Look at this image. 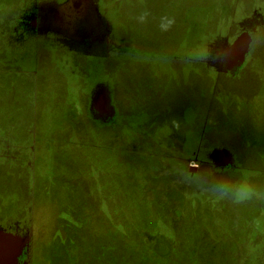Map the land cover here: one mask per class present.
<instances>
[{"label":"rangeland","instance_id":"1","mask_svg":"<svg viewBox=\"0 0 264 264\" xmlns=\"http://www.w3.org/2000/svg\"><path fill=\"white\" fill-rule=\"evenodd\" d=\"M96 1L101 2L100 15L92 0V19L87 16L73 25L60 18L61 12L51 21L52 7L61 0H0V100L12 80L22 79L28 86L35 82L37 131L45 128V136L33 135L40 141L50 138L53 153L68 152L69 175L54 172L55 184L69 188L68 180L76 179L71 192L81 190L92 210L83 211L80 199L81 212L70 223L59 208L64 195L49 194L44 214L23 219L31 230L15 231L29 245H19L0 264H264V220L262 229L248 223L250 216L256 222L255 214L250 215L253 201L263 205L264 214V146L256 147L255 141L249 145L245 155L254 157L249 167L234 157L233 167L219 168L210 158L213 149L245 150L247 145L235 149L229 142L230 117L238 115L240 102L253 103L249 114L242 115L247 118L242 124L245 139L264 138V0H134L131 6L132 0ZM37 6L49 10H44L45 31L37 22ZM58 22L75 31L81 28L82 36L66 42L55 33ZM106 24L116 34L108 37ZM32 27L35 33L28 29ZM243 33L250 36L245 58L228 69L224 51ZM178 38L184 44L181 56L189 62L203 64L212 58V47L216 49L218 74L204 64L183 69L179 54L173 62L178 69L163 68L173 60L167 43ZM85 40L91 42L78 46ZM116 61L131 63L125 71L153 67L143 77L152 84V102L130 95L129 104L118 102L123 110L116 111ZM134 78L140 79V73ZM122 86L130 92L129 80ZM94 93L103 95L105 106L111 103L112 116L91 115ZM185 112L188 117L194 112L199 125H188ZM220 120L221 126L216 124ZM145 142L153 148L144 150ZM44 149L47 153V143ZM119 151L121 164H116ZM40 160L44 167H38L37 175L52 177L48 156ZM118 179L123 190L118 195L129 205L122 214L116 207ZM241 185L252 189L246 203L232 194ZM43 198L37 195V200ZM253 244H259L257 251Z\"/></svg>","mask_w":264,"mask_h":264},{"label":"crops","instance_id":"2","mask_svg":"<svg viewBox=\"0 0 264 264\" xmlns=\"http://www.w3.org/2000/svg\"><path fill=\"white\" fill-rule=\"evenodd\" d=\"M130 66L131 63H129L128 66H120V68L125 71L124 69ZM10 87L11 88H8V91L6 90L7 92L0 100V232L19 237L21 239V246L25 244L28 246V240L15 231L31 230L25 225L28 224V221H23V219H28L30 217L29 215L34 216L44 214V199L46 196L48 197L49 194H52L55 191H60L64 195L59 208L68 213L70 223L76 220L73 215H77L81 212L77 205L80 199L83 201V211L92 212V210L86 206L81 190L71 192L77 184L76 179L72 178L68 180L69 184H71L69 188H62L55 184V180L58 176H56L54 172L60 171L61 176L69 175V169L67 170L65 168L66 163L70 158L66 151L56 150L55 153H53L50 148L54 142L50 138L46 139L45 137L44 140L41 141L40 138H37L39 137L38 134H43L45 136V128L41 132L37 131L38 114L37 97L34 94L35 82L32 83L30 81V86H28V82L22 79H20L19 83H15V81L12 80ZM16 88H18L17 92H15ZM4 99H6V101ZM240 103L241 104L236 107L238 115H231L230 117L229 126L231 128L232 136L229 139V142L235 149L238 148V146H247H245L243 152H231L227 148L213 149L210 158L215 167H233V165L236 164L234 157L239 160L242 167H249L247 164L254 160L253 155H245V151H250L249 145L255 141L258 143L256 147L264 146V138L245 139L246 130L245 126L242 124L247 118L242 115L249 114L248 110L252 109L253 103L252 101H243ZM233 110L234 108L230 111L231 114L233 113ZM139 117L146 119L147 115L142 114ZM183 118L188 125H199L198 118L194 112L191 117H188L186 113ZM216 124L221 126V120L216 122ZM30 128L33 130H30ZM52 129L53 132H55L53 123ZM48 130L51 132L49 128ZM35 131H37V133ZM144 132L147 134L145 130ZM34 133L37 134V137L33 135ZM24 142H26V144H23ZM46 143L49 148L47 153L44 149ZM179 145L180 143H177V149L184 150L183 147L180 148ZM149 148H153V144L145 142L143 144V149L148 150ZM30 154L31 156H29ZM120 155L121 153L119 151V154L116 157V164H121ZM46 156H48L50 163H52L50 167V173L53 174L52 177H42L37 175L38 167H44V161H41L40 159ZM192 167H194L192 169L195 170L196 167ZM120 183L121 180L118 179L116 182V207L122 214L129 205L126 206L125 202L122 201L121 197L118 195L119 192H123ZM37 195H44L42 201L37 200ZM241 202L246 203L247 199H244ZM262 206L263 205L257 200L253 201L250 215L255 214L256 222L253 221L251 216L250 220L248 219V223L251 221L253 225H258L260 229L263 227L260 226V222L264 220V214L261 210ZM50 207H53L52 200H50ZM67 217H60V220L65 222ZM117 222L116 213V223ZM243 242L244 241L239 244L243 246ZM253 245L257 247V251L259 244ZM263 247L264 246H262L261 249H263ZM116 259L118 260V256H116Z\"/></svg>","mask_w":264,"mask_h":264},{"label":"flooded vegetation","instance_id":"3","mask_svg":"<svg viewBox=\"0 0 264 264\" xmlns=\"http://www.w3.org/2000/svg\"><path fill=\"white\" fill-rule=\"evenodd\" d=\"M69 0H61V2H58V3H56V4H54L53 5V7H52V14H51V21H52V23H53V18L55 17H57V15H56V13H57V11H58V9L61 7V6H63L64 4H66L67 2H68ZM133 1L134 0H132L131 1V4H130V6L132 5V3H133ZM146 0H141V2H145ZM94 2H95V5H96V7H97V11H98V15H100V12H99V10H100V6H101V2L100 1H96V0H94ZM107 3V2H106ZM129 3H130V1H129ZM121 4V3H120ZM86 9V7L83 5L82 6V10L84 11ZM44 10L45 11H47V12H49V10L48 9H42V7L41 6H37V8H36V16H39V18H38V23H40L41 25H42V29L45 27V24H44V19H43V17H47V16H45V12H44ZM124 12L125 11H121V13H120V17L118 18V19H120L121 17H122V15L124 14ZM113 13H114V17L116 18V4L113 6ZM40 14V15H39ZM53 17V18H52ZM105 17H107V14L105 15ZM12 18H13V16H12ZM31 18H33V17H31ZM60 18H62L63 20H67L68 22H71L70 20H69V18H64L63 16H60ZM32 22V21H31ZM22 26H24V25H22ZM106 26H107V34H109V36L108 37H110V35H114V34H116V29L114 28L113 29V27H111L110 25H108V24H106ZM27 27H28V25H27ZM54 28H55V30H56V34H58L59 35V37L60 36H63L64 38V40L66 41V42H68V39L69 40H72V39H70V38H68L67 37V34H66V32H70V34H72V35H74L75 37H81L82 36V29L81 30H78L77 29V31H75L74 29H71V27L69 26V27H66V24H64V23H61V22H58L55 26H54ZM29 30H31L30 32H33V33H35V31L36 30H33L34 28L32 27V28H28ZM28 29H27V31H28ZM87 29V28H86ZM44 30V29H43ZM49 30H51L52 31V33L54 34V30H52V29H49ZM45 31V30H44ZM32 33V34H33ZM102 34H103V36H105L106 34H105V29H103V32H102ZM57 36V35H56ZM190 36H196V35H193V34H189V36L188 37H190ZM236 40V39H235ZM234 40V41H235ZM72 41H74V40H72ZM109 41H110V43H112L113 44V42H112V40L111 39H109ZM233 41V42H234ZM91 41H87V40H85V44H79L78 46H87V43H90ZM232 42V43H233ZM231 43V44H232ZM182 45H183V43H181L180 42V38H178V39H176V40H174V41H171V42H169V43H167V45H166V51H168L170 54H171V57L173 58V60H171V62L169 63V62H167V61H165L164 62V66H163V68H165L167 71H169V70H173V69H178L177 67H176V65L173 63L174 62V59H175V55L176 54H179L180 56H181V53H180V50H182L183 49V47H182ZM230 45V44H229ZM209 46H211V45H209ZM70 47V46H69ZM89 48L91 47V46H88ZM228 47V46H227ZM226 47V48H227ZM71 48V47H70ZM75 49V48H74ZM184 50V49H183ZM216 52V49H214L213 47H212V49L210 50V53H211V59L209 60V61H207V62H203V64L207 67V66H209V67H211V69L215 72V73H217V71H216V68H217V66H219V65H217L218 64V62H217V55L216 54H214ZM213 54V55H212ZM184 55L186 56V54L184 53ZM181 58H182V56H181ZM182 68L183 69H186V70H196V69H199L200 68V66L201 65H203L200 61H194V62H189L188 60H186V59H184V58H182ZM224 65H225V67L227 68V65H226V63H224ZM120 66H123V65H121L118 61H116V108L118 109V110H116L117 112H120L121 113V111L123 110L122 109V107H121V105L119 104V103H121V102H123V103H128L129 104V102L130 101H126V99L128 98L129 99V97H130V95H132V96H134L135 98H136V100L137 101H141V97L142 98H146V100H150V102H152L153 101V97H152V94H151V89H152V84H151V82L150 81H147L146 79H144L143 77L144 76H148V75H151V73H152V68L153 67H147L145 64H144V67H143V70H141V71H137V70H131V71H122L121 70V68H120ZM210 69V68H209ZM125 73H133L132 75H130V76H128V77H124V74ZM136 73H140V79H135L134 78V74H136ZM218 74V73H217ZM221 74H225V73H221ZM149 78H151V76H149ZM129 80V82H130V92H127L125 89H124V87L122 86L123 85V83H126V81H128ZM217 89V82H215V84H214V89H213V93H214V91ZM233 92H235L234 90H232ZM231 91V92H232ZM143 93V95L142 96H138L137 95V93ZM222 92V91H221ZM221 92H219V93H221ZM218 93V94H219ZM101 96V97H100ZM90 101H89V111L91 112V115H94V112L95 113H97L98 115H103V116H105V115H107V116H109V115H111L112 116V114H114L113 113V108L110 106L111 105V103L108 101V104H106V106H105V104L104 103H102L103 102V99H104V97H103V95H100V93H94L92 96H90ZM94 99H95V103H94ZM106 100V99H105ZM98 101H100L101 103H97ZM215 101V100H214ZM119 102V103H118ZM96 103H97V107H96ZM214 103V102H213ZM212 103V104H213ZM105 107V108H104ZM216 112H218V111H213V113H216ZM97 115V116H98ZM24 261L26 262V257L24 258Z\"/></svg>","mask_w":264,"mask_h":264},{"label":"water","instance_id":"4","mask_svg":"<svg viewBox=\"0 0 264 264\" xmlns=\"http://www.w3.org/2000/svg\"><path fill=\"white\" fill-rule=\"evenodd\" d=\"M83 5L86 6L84 11L82 10ZM70 8H72L73 13L67 14ZM57 12H61L60 16L67 15L65 18H69L73 25H77V23L87 16L92 19V16L95 14L92 0H69L66 4L61 6ZM69 26L70 25L66 24V27ZM77 29L79 30L81 28L77 27ZM249 42L250 36L243 33L226 48L223 59L228 69H233L243 62ZM192 171L195 170L192 169ZM19 245L21 246V239L19 237L0 232V260L8 259L13 256Z\"/></svg>","mask_w":264,"mask_h":264},{"label":"clouds","instance_id":"5","mask_svg":"<svg viewBox=\"0 0 264 264\" xmlns=\"http://www.w3.org/2000/svg\"><path fill=\"white\" fill-rule=\"evenodd\" d=\"M173 23V21L169 20L168 24L169 26ZM209 57L211 56V53L208 54ZM173 126L177 129H179V123L177 121H173ZM227 192L222 193L221 195H227ZM234 197L237 200H243L247 199L250 195H252V189L247 185H241L239 188L235 189V191L232 193Z\"/></svg>","mask_w":264,"mask_h":264},{"label":"bare ground","instance_id":"6","mask_svg":"<svg viewBox=\"0 0 264 264\" xmlns=\"http://www.w3.org/2000/svg\"><path fill=\"white\" fill-rule=\"evenodd\" d=\"M86 7V6H85ZM66 34H67V37L68 38H70V39H76V37L74 36V35H72V34H70V32H66Z\"/></svg>","mask_w":264,"mask_h":264},{"label":"trees","instance_id":"7","mask_svg":"<svg viewBox=\"0 0 264 264\" xmlns=\"http://www.w3.org/2000/svg\"><path fill=\"white\" fill-rule=\"evenodd\" d=\"M96 234L98 235V232H97V230H96Z\"/></svg>","mask_w":264,"mask_h":264}]
</instances>
